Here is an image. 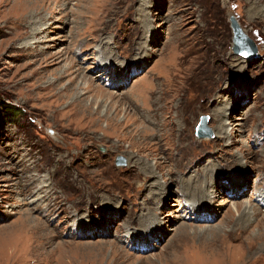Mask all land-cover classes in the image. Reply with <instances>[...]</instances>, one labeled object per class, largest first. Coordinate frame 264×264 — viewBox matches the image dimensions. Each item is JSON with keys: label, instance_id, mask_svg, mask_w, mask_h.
Instances as JSON below:
<instances>
[{"label": "rangeland", "instance_id": "obj_1", "mask_svg": "<svg viewBox=\"0 0 264 264\" xmlns=\"http://www.w3.org/2000/svg\"><path fill=\"white\" fill-rule=\"evenodd\" d=\"M259 189L264 0H0V264H264Z\"/></svg>", "mask_w": 264, "mask_h": 264}, {"label": "bare ground", "instance_id": "obj_2", "mask_svg": "<svg viewBox=\"0 0 264 264\" xmlns=\"http://www.w3.org/2000/svg\"><path fill=\"white\" fill-rule=\"evenodd\" d=\"M37 33V29H34L33 32H32V35L35 37ZM32 37V39L34 38ZM235 38V37H234ZM31 39V40H32ZM104 70L108 71L106 68H104ZM89 86H91L90 83H88L87 87L88 88ZM140 90V89H139ZM78 101V100H77ZM85 107V106H84ZM87 108V107H86ZM88 109V108H87ZM99 119V118H98ZM60 159V158H59ZM58 159V160H59ZM59 173V172H58ZM42 187V186H41ZM40 187V188H41ZM184 189L189 192V193H192L191 192V187L189 186H184ZM89 191V190H88ZM90 193V192H89ZM92 193V192H91ZM193 194V193H192ZM194 194L197 198L196 201H188V203L186 204V208L188 210H192V214L196 215V218H198V216H201L203 218V215L202 213H204L205 215V212L204 211H207L208 208H209V205H205V203H207L209 200H210V197H209V194H207V190H205L204 188L201 189V188H198V189H194ZM255 194H256V201H259V199L261 198L262 195H264V191H261L260 189L259 190H256L255 191ZM87 195V194H86ZM95 196V195H94ZM101 196V195H100ZM49 197V196H48ZM88 197V196H87ZM192 197V196H191ZM85 198V197H84ZM79 199V198H78ZM92 199V198H91ZM52 200V199H51ZM60 200V199H59ZM82 200V199H81ZM84 200V199H83ZM82 200V201H83ZM111 200V199H110ZM106 201V200H105ZM261 201V200H260ZM62 202V201H61ZM76 202V201H75ZM196 202H201L200 203H196ZM78 203V202H77ZM80 203V202H79ZM74 204V203H73ZM77 205H80V204H77ZM257 205V206H256ZM256 205H253V204H250L249 207L245 206L242 210L241 213L238 214V218L235 220L234 217L230 216L228 219H227V222L228 223H231L235 220V222L238 220L239 221V225H241V228L240 229H237V231H239V233H236L238 235H240V237L242 238V236L246 233L245 229L246 227L248 226V221L250 220V217H252L253 215L255 214H260L259 212L256 211V208L259 207L260 205V202H256ZM240 208V207H239ZM260 208V207H259ZM245 209H247V212H245ZM236 210H239L238 208H236ZM202 212V213H201ZM206 217V216H205ZM207 218V217H206ZM247 218V219H246ZM156 220V218H155ZM234 222V223H235ZM154 223V222H153ZM150 228V227H149ZM225 228V227H224ZM181 230L183 231V234H184V231L186 232V227L185 226H182L181 229H180V232ZM221 231V229H219ZM218 231V232H220ZM182 233V232H181ZM239 237V238H240ZM247 237V236H246ZM243 238L240 240V243L242 245L243 243V240L246 239ZM240 245V246H241ZM230 264H233L230 262Z\"/></svg>", "mask_w": 264, "mask_h": 264}, {"label": "water", "instance_id": "obj_3", "mask_svg": "<svg viewBox=\"0 0 264 264\" xmlns=\"http://www.w3.org/2000/svg\"><path fill=\"white\" fill-rule=\"evenodd\" d=\"M232 26H233V32H234L235 40L236 39L238 40V41H236V48H237L236 50H237V52H240L241 54L245 55L246 57L255 56V51H256L255 47H254L252 41L249 40L245 36L244 32L239 27V24L236 21L233 20ZM204 118L205 117H203V120L201 121V124L198 126V129L202 125L204 127V123L206 121Z\"/></svg>", "mask_w": 264, "mask_h": 264}, {"label": "trees", "instance_id": "obj_4", "mask_svg": "<svg viewBox=\"0 0 264 264\" xmlns=\"http://www.w3.org/2000/svg\"><path fill=\"white\" fill-rule=\"evenodd\" d=\"M1 104H2V108H3L4 112H5L8 116L12 115L11 112L13 113L14 110H17L14 106H11V107H10L9 105H7V104L4 103V102H1Z\"/></svg>", "mask_w": 264, "mask_h": 264}]
</instances>
